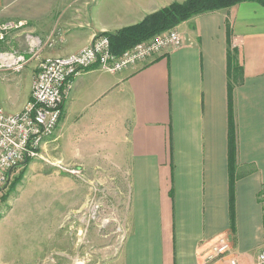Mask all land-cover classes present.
I'll list each match as a JSON object with an SVG mask.
<instances>
[{
  "label": "crops",
  "instance_id": "1",
  "mask_svg": "<svg viewBox=\"0 0 264 264\" xmlns=\"http://www.w3.org/2000/svg\"><path fill=\"white\" fill-rule=\"evenodd\" d=\"M185 1L0 0V21L24 25L9 40L24 53L25 32L56 38L32 59L37 70L39 59L77 53L97 34ZM177 29L182 46L149 63L77 76L41 151L57 155L63 172L83 170L87 181L129 198L126 233L108 263L221 264L207 258L225 238V262L251 264L264 242V5L201 13ZM12 86L6 92L0 84V98L18 113L32 86L22 96ZM60 170L48 172L64 210L68 179ZM63 213L52 215L59 228Z\"/></svg>",
  "mask_w": 264,
  "mask_h": 264
},
{
  "label": "rangeland",
  "instance_id": "2",
  "mask_svg": "<svg viewBox=\"0 0 264 264\" xmlns=\"http://www.w3.org/2000/svg\"><path fill=\"white\" fill-rule=\"evenodd\" d=\"M11 23L19 24L0 21V26ZM18 29L4 32L5 41L0 42V51L24 54L28 62L19 72L8 71L0 84L6 92L16 84L20 89L19 96H22L24 90L28 91L33 86L39 68L35 70L31 65L37 50H30L27 32V53L9 41L11 34ZM38 62L40 64L43 59ZM40 153L37 158L18 164L12 170L8 183L0 189V264H107L119 250L125 236L129 198L123 193L114 195L104 183L87 181L85 174L87 176L88 173L83 170L73 174L69 173L70 168H66L63 172L59 168L65 167V164L59 161L57 155ZM57 169L68 179L63 187L67 195L63 201L59 199L64 202V210L57 203V183L50 174ZM83 176L84 181L78 178ZM260 198L264 207V189ZM61 212L65 216L59 228L52 215H62ZM62 232L66 235L61 242ZM262 249L264 242L252 251L251 264H255L256 256ZM211 253L207 263L222 261L221 264H228L229 259L225 262L223 257L229 252L215 259L209 258Z\"/></svg>",
  "mask_w": 264,
  "mask_h": 264
},
{
  "label": "built area",
  "instance_id": "3",
  "mask_svg": "<svg viewBox=\"0 0 264 264\" xmlns=\"http://www.w3.org/2000/svg\"><path fill=\"white\" fill-rule=\"evenodd\" d=\"M23 24L0 26V42L5 41L4 32L20 28ZM15 27V28H13ZM28 34L30 50L53 46L54 36L45 41ZM182 46L178 29L171 28L149 39L140 41L122 53L112 51L108 34L94 36L92 43L77 53L68 56L46 58L41 62L32 86L31 99L18 113H8L0 98V189L13 173V169L26 159L37 158L44 143L53 137L58 126L64 104L74 88V80L82 72L94 66L110 73L122 72L139 63H149L166 51ZM28 62L24 54L16 51H0V72H19ZM227 239L213 247L210 259H215L229 249ZM228 264H242L235 257ZM255 264H264L262 249Z\"/></svg>",
  "mask_w": 264,
  "mask_h": 264
},
{
  "label": "trees",
  "instance_id": "4",
  "mask_svg": "<svg viewBox=\"0 0 264 264\" xmlns=\"http://www.w3.org/2000/svg\"><path fill=\"white\" fill-rule=\"evenodd\" d=\"M245 1H257L264 5V0H187L147 15L136 25L106 34L110 37L112 51L119 54L140 41L177 27L195 15L226 9Z\"/></svg>",
  "mask_w": 264,
  "mask_h": 264
},
{
  "label": "bare ground",
  "instance_id": "5",
  "mask_svg": "<svg viewBox=\"0 0 264 264\" xmlns=\"http://www.w3.org/2000/svg\"><path fill=\"white\" fill-rule=\"evenodd\" d=\"M78 264H82L81 262H79Z\"/></svg>",
  "mask_w": 264,
  "mask_h": 264
}]
</instances>
